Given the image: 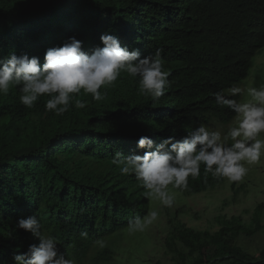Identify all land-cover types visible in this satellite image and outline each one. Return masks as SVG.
<instances>
[{
  "label": "trees",
  "instance_id": "1",
  "mask_svg": "<svg viewBox=\"0 0 264 264\" xmlns=\"http://www.w3.org/2000/svg\"><path fill=\"white\" fill-rule=\"evenodd\" d=\"M105 32L142 57L162 49L171 85L154 103L122 74L105 100L82 94L87 107L62 116L45 110L46 96L26 108L16 88L0 95V264H12L14 251L36 242L17 229L20 217L36 215L61 251L82 264L97 239L145 215L150 200L144 189L134 176H121L112 157L118 151L142 155L141 136L159 143L200 124L232 120L212 94L245 80L264 49V0H0V59L14 50L43 61L47 48L72 36L90 52ZM223 182L202 166L185 192L198 195ZM174 230L185 249L196 248L193 264H264V249L256 260L236 244L240 232L250 236L239 219L213 235ZM210 246L216 248L212 257ZM179 260L175 264H188L183 255Z\"/></svg>",
  "mask_w": 264,
  "mask_h": 264
},
{
  "label": "clouds",
  "instance_id": "2",
  "mask_svg": "<svg viewBox=\"0 0 264 264\" xmlns=\"http://www.w3.org/2000/svg\"><path fill=\"white\" fill-rule=\"evenodd\" d=\"M99 40L100 46L86 52L82 41L69 37L60 46L47 48L43 61L27 52H9L0 59V95L16 88L26 108H33L46 96L45 110L62 116L72 107H87V101L79 98L82 94L91 95L96 102L105 100L107 89L126 74L137 82L138 95L154 103L165 96L171 72L165 67L162 49L142 57L139 49L122 46L119 37L110 32L101 34ZM212 95L217 107L234 114L225 130L200 124L179 139L169 135L159 143L141 136L137 149L142 155L118 151L112 157L110 163L121 176H134L146 199L172 208L176 202V192L172 190L186 191L189 178H199L202 166L204 173L215 179L239 183L248 175L249 166L261 163L264 84L255 87L234 82ZM159 216L160 210L154 208L143 216L131 217L127 222L129 234L146 231ZM16 227L36 242L29 244L26 251H14L12 264H76L61 251L56 237L43 230L36 215L18 218ZM80 235L87 238L88 234ZM95 243L105 247L102 238Z\"/></svg>",
  "mask_w": 264,
  "mask_h": 264
},
{
  "label": "rangeland",
  "instance_id": "3",
  "mask_svg": "<svg viewBox=\"0 0 264 264\" xmlns=\"http://www.w3.org/2000/svg\"><path fill=\"white\" fill-rule=\"evenodd\" d=\"M240 84L255 87L264 84V49L252 60V68ZM207 126L225 130L227 125L213 120ZM172 191L176 192L172 208L149 201V210L159 209L160 216L146 231L129 234L126 228L103 239L105 247L95 244L82 264H175L181 255L186 263L193 264L198 258L196 248L185 249L179 232L174 229L213 235L234 218L250 233L246 236L240 232L236 244L246 255L259 260L264 249V157L260 164L249 166L242 182L230 183L224 179L213 189L192 196L185 191ZM210 247L212 257L216 248Z\"/></svg>",
  "mask_w": 264,
  "mask_h": 264
}]
</instances>
